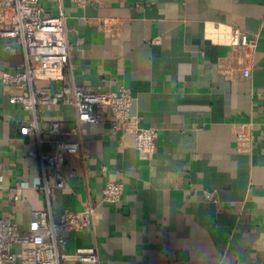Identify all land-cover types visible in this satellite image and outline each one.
<instances>
[{"label": "crops", "instance_id": "crops-1", "mask_svg": "<svg viewBox=\"0 0 264 264\" xmlns=\"http://www.w3.org/2000/svg\"><path fill=\"white\" fill-rule=\"evenodd\" d=\"M42 3L47 16L66 15L69 64L63 79L41 83L124 85L130 114L158 132L154 151L140 150L133 133L112 132L110 114L81 123L73 106L44 109L41 128L77 127L81 142L66 159L72 189L55 193L54 218L95 208L90 227L64 233L66 250L95 247L100 264H264V0ZM233 27L257 38L247 75L230 54ZM22 63L18 43L0 38V215L25 231L46 202L29 155L36 136L21 132L31 114L2 82ZM108 179L124 184L117 203L102 199Z\"/></svg>", "mask_w": 264, "mask_h": 264}, {"label": "built area", "instance_id": "built-area-1", "mask_svg": "<svg viewBox=\"0 0 264 264\" xmlns=\"http://www.w3.org/2000/svg\"><path fill=\"white\" fill-rule=\"evenodd\" d=\"M79 6L94 0H71ZM42 0H0V38L15 40L23 54L21 68L5 71L2 82L12 85L17 93L9 98L31 114L29 122L21 127L22 134L36 136L37 149L29 155L39 159L42 170L41 190L46 208L37 213L25 231L9 218L0 215V262L9 264H100L95 247H78L66 250L64 233L83 230L95 220V208L80 211L63 210L59 218L53 216L52 200L59 190L70 192L71 185L63 168L68 156L81 149L77 139L78 129L51 121L47 129L40 127V116L47 106L66 104L76 110L81 123H97L101 117L111 115V130L123 136L133 133L135 146L140 150L153 152L158 136L154 127H141L137 116L130 114L133 96L129 88L120 85L117 89L89 91L64 83L60 88L41 82H58L65 76L69 64L66 15L60 12L54 16L45 14ZM231 56L242 68L243 74L250 73L252 59L257 47V38L239 27L231 31ZM6 49L13 50L11 44ZM3 176L0 175V181ZM16 198L19 188L12 189ZM124 184L108 179L102 190V199L117 203L121 200ZM208 200L218 203L215 192L204 190ZM20 250L17 251L16 247Z\"/></svg>", "mask_w": 264, "mask_h": 264}]
</instances>
